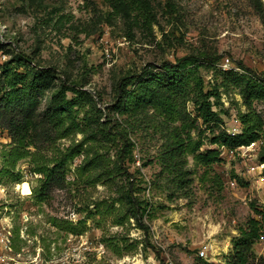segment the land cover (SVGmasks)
I'll list each match as a JSON object with an SVG mask.
<instances>
[{
    "label": "rangeland",
    "instance_id": "1",
    "mask_svg": "<svg viewBox=\"0 0 264 264\" xmlns=\"http://www.w3.org/2000/svg\"><path fill=\"white\" fill-rule=\"evenodd\" d=\"M147 2L155 15L150 25L117 0H0V91L8 90L1 69L7 64L41 86L40 109L50 122L65 114L64 122L73 119L83 131L55 137L33 156L31 147L14 151L8 131L0 129V235L11 229L13 250L25 263L224 264L240 230L255 219L262 235L251 264H264V87L241 68L264 74V0ZM190 55L218 60L199 69L204 92L219 95L210 97L214 121L195 117L192 86L180 95L176 121L154 103L119 111L123 78L145 79L162 73L164 62ZM63 81L81 91L66 93L71 109L59 98ZM252 111L263 122L259 141L238 148L211 143L214 136L242 133L241 115ZM123 127L133 143L124 169L117 165ZM175 131L201 140L202 153L218 150L221 161L205 167L193 156L173 158ZM83 140L99 167L77 177L87 156L80 152L65 187L38 202L42 176L35 168ZM126 170L140 210L123 201ZM23 182L29 195L21 192Z\"/></svg>",
    "mask_w": 264,
    "mask_h": 264
},
{
    "label": "trees",
    "instance_id": "2",
    "mask_svg": "<svg viewBox=\"0 0 264 264\" xmlns=\"http://www.w3.org/2000/svg\"><path fill=\"white\" fill-rule=\"evenodd\" d=\"M91 3L92 0H83ZM120 7L128 9L132 8L138 12V15L143 19L146 25H150L155 15L147 0H117ZM174 7L169 5V11L172 13ZM211 57L203 56H184L176 59L174 63L164 62L162 65L163 72L157 74L140 76L138 78H123L118 84V109L122 113L130 110L134 105L135 108L142 103H154L158 110H161L168 121H176L178 113V105L180 95L192 88L194 94V114L200 119L203 124H209L218 116L214 111L215 104L212 103L210 97L219 96L213 92H204L203 78L199 75L201 62H214ZM241 68L252 75L256 84L264 87V74L255 70L247 68L242 65ZM3 69L6 74L5 83L8 90L0 91V129L7 130L12 143L15 145L16 152L20 150L28 151V148L35 149L33 156L41 154L44 148L52 144L55 137L65 138L71 133L79 132L80 125L75 121L64 122L65 114H62L56 121L50 122V116L41 111V96L43 91L40 85L27 82L20 74L9 69L5 64ZM137 79V81H136ZM129 86H134L132 90H128ZM72 91L74 94L81 92L78 86L68 85L64 82L61 86L60 93L62 96V107L72 108L71 101H68L66 93ZM247 94L245 96V104L249 109L252 106L249 102ZM188 95H186V99ZM185 99V98H184ZM183 99V100H184ZM134 108V109H135ZM243 131L240 134L229 135L227 133L220 136H214L211 143L218 146L238 148L242 146H249L261 139L263 133L262 119L253 111L241 115ZM64 122V124H63ZM104 137L111 138L113 132L109 131L103 126ZM177 129V128H176ZM178 130V129H177ZM119 134L123 136V150L118 154V168L123 169L126 165L127 158L131 155V148L133 143L129 138L127 128L123 127ZM172 157H185L187 155L193 156L194 161L205 167H210L214 163L220 162V152L218 150H208L206 153L200 152L203 142L195 140L191 133L187 138H183L180 133L175 131L173 133ZM87 144L86 140L68 148L66 153L58 159H48L35 168V173L40 174L41 188L43 191L38 197V202L44 201L45 193H48L53 188L62 189L67 183V172L70 162L80 152L87 153L86 158L78 167L76 176H84L87 173L99 167L100 159L92 156L87 149H84ZM127 175V186L124 193V202L136 206L139 210L142 209L143 202L139 201L134 196V179L128 170L124 173ZM68 231H76L75 228H69ZM262 227L258 220L252 219L246 229L240 230V236L234 241L233 251L228 260L224 264H251L256 259L253 246L261 237ZM74 233V232H73ZM264 260V257L262 258ZM214 264V263H205Z\"/></svg>",
    "mask_w": 264,
    "mask_h": 264
},
{
    "label": "built area",
    "instance_id": "3",
    "mask_svg": "<svg viewBox=\"0 0 264 264\" xmlns=\"http://www.w3.org/2000/svg\"><path fill=\"white\" fill-rule=\"evenodd\" d=\"M225 65L229 64V60H226ZM263 238V237H262ZM0 264H28L19 259L20 254H16L12 245V231L8 229L6 233L0 235ZM202 255H205V251H202ZM52 264H60L59 262H52Z\"/></svg>",
    "mask_w": 264,
    "mask_h": 264
},
{
    "label": "bare ground",
    "instance_id": "4",
    "mask_svg": "<svg viewBox=\"0 0 264 264\" xmlns=\"http://www.w3.org/2000/svg\"><path fill=\"white\" fill-rule=\"evenodd\" d=\"M21 192L23 195H29L31 193V188L29 187L27 182H23L21 184Z\"/></svg>",
    "mask_w": 264,
    "mask_h": 264
},
{
    "label": "water",
    "instance_id": "5",
    "mask_svg": "<svg viewBox=\"0 0 264 264\" xmlns=\"http://www.w3.org/2000/svg\"><path fill=\"white\" fill-rule=\"evenodd\" d=\"M17 188H19V184L17 185Z\"/></svg>",
    "mask_w": 264,
    "mask_h": 264
}]
</instances>
